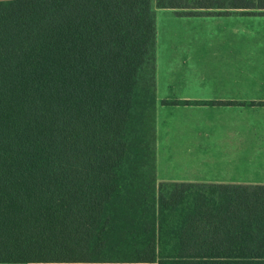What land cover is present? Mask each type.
Segmentation results:
<instances>
[{"label": "trees", "instance_id": "1", "mask_svg": "<svg viewBox=\"0 0 264 264\" xmlns=\"http://www.w3.org/2000/svg\"><path fill=\"white\" fill-rule=\"evenodd\" d=\"M161 8L264 16V0H0V263L264 264V185L156 180Z\"/></svg>", "mask_w": 264, "mask_h": 264}, {"label": "crops", "instance_id": "2", "mask_svg": "<svg viewBox=\"0 0 264 264\" xmlns=\"http://www.w3.org/2000/svg\"><path fill=\"white\" fill-rule=\"evenodd\" d=\"M155 91L157 182L264 185V16L157 9Z\"/></svg>", "mask_w": 264, "mask_h": 264}]
</instances>
